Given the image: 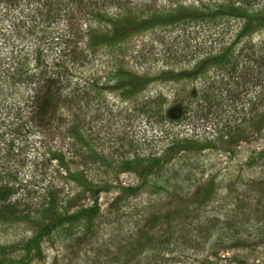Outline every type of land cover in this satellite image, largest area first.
Here are the masks:
<instances>
[{
    "label": "rangeland",
    "instance_id": "rangeland-1",
    "mask_svg": "<svg viewBox=\"0 0 264 264\" xmlns=\"http://www.w3.org/2000/svg\"><path fill=\"white\" fill-rule=\"evenodd\" d=\"M143 1L153 4L158 8L157 10H162L161 7L172 9L174 7H169L170 3L179 2V0ZM189 1H183L182 4H188ZM254 3L258 4L255 5L257 8L261 5L257 0ZM140 9L141 7H138L137 12ZM26 11L25 8L21 9L20 16L25 17ZM9 17L10 15L5 17L0 12V35L11 34L9 29H14L12 32L16 33L17 27H10L13 19ZM244 22L241 19L228 20L225 24L219 22L218 26L209 24L203 26L197 22H189L154 27L131 36L125 43L127 48L124 56L122 58L119 55L116 56V62L113 58L101 56V50L92 52L95 48H91L88 53L84 52L87 56L81 58L83 62L87 61V64L83 68L85 72L83 75H91L92 79L100 77L102 82L107 75L105 72H109L113 67H119L118 64L121 62L122 69L125 67L126 70L147 79H159L161 76L169 78L170 81L165 82L157 80L148 88L147 94L161 100L159 103L162 109L169 107L171 99L179 96L183 90L192 92L191 89L197 88L209 93L212 91L209 86L212 85L224 95V84L228 81L227 74L220 67L219 61L211 65L204 59L221 55L222 50L221 52L219 50L227 48L233 35L235 37L243 29ZM34 26L35 29L19 30L21 32L19 38L17 36V38L7 36V38L13 39L14 44L18 43V49H23L21 54L26 53L28 58L25 60L26 63L32 62V57L28 55L35 48L45 51V54H42L43 59L49 61L52 57L55 58L54 42L49 44L48 41L53 40L51 35H54L58 29L45 26L41 22H36ZM249 28L248 26L245 31ZM91 34L98 37V33L93 29ZM8 41L0 38V55H7L6 60L0 58V65L4 63L0 67V72L11 59V47ZM236 41L233 58L236 61L239 59L237 71L239 77L235 75L232 79L236 82L244 81L242 85L240 84L241 87L237 86L235 93L238 96L235 97V103L237 111L245 113L248 100H253L248 91L252 73L254 76L258 73L257 82H259L262 78L259 73L264 71V30L258 33L245 32L240 34L239 40ZM78 44L83 47L84 39H81ZM221 44H223L222 47ZM98 45L104 47L101 42H98ZM71 55L65 54L61 57L69 59ZM256 55L260 57L259 63L251 60ZM199 60L204 61L205 70H209H204L206 77L202 81L191 75ZM247 72H251L249 78ZM165 73L166 75L163 76ZM73 83L75 80L72 78L71 86ZM114 83L121 88L122 84L118 81ZM119 91L108 93L89 91L91 98L89 107L91 108L87 114L85 127L88 130L91 128L90 132L99 131L101 135H105L106 141L103 143V148L110 162L108 169L105 170L103 165L91 159L92 156L87 153V148L81 144L84 141L76 139L74 144L69 146V150L66 146L60 148V152L68 160H65L67 163L65 166L70 168L71 172L74 169L83 172L86 179L93 180V185L96 188L102 187V191L95 197L91 190H85V186L67 182L63 179L66 172H63L58 161L46 159L44 163L45 171H47L46 180H43L41 186L35 185L38 192L33 195L39 200V196L44 194L43 196L47 197L45 202L55 200L45 215V223L49 226L52 224V227H48L46 231L40 230L34 222H30L32 219L12 220L0 213V264H264V121L257 127H253L252 124L257 122L256 119L250 124L244 123V120L243 129L238 130L235 135L233 133L224 138L230 142V146L228 143L223 144L226 142H219V144L217 141H211V138L205 141L200 137L202 132L200 129L195 130L197 138L200 137L197 141L195 138L183 140L187 137L186 134L191 135L193 131H190L188 126H184L183 122H175L178 125L174 124L172 130L168 129L172 127L171 123L158 124L165 120L158 117L155 120L152 117L149 123L146 121L143 123L140 120L142 119L140 112L129 100L118 103L121 99L118 96ZM214 94V96L218 95L217 90ZM100 97L101 100L104 99L103 103L101 100L96 102ZM101 105L104 106L100 108ZM232 112L236 113V110ZM173 113L172 120H176L178 118L175 115L176 111ZM98 114L101 117L97 116ZM250 116L259 117L254 110L247 115V118ZM239 122L240 119L235 120V123ZM184 127L187 130H182ZM224 129L218 127L216 132L219 133ZM164 131L165 134L170 132L168 135L171 137L179 134L180 139L183 140L181 145L167 148L161 144L166 143V140L154 139L157 136L164 138ZM150 137L154 139L153 145L160 152L158 157L161 158V161L153 167L149 165L148 158L154 155L150 154L143 145L145 139ZM236 137L238 142L235 140ZM127 142H132L133 146L120 147ZM222 144V148L218 150L216 146ZM211 145L213 146L208 148ZM72 152H76L78 157H74ZM134 157L139 159L132 161ZM123 160L130 163H122ZM0 162H3V159ZM12 166L24 176L28 183L31 182L34 174L30 172L32 165L29 161L25 162L22 168H19L17 164ZM50 174L56 177L52 187L45 186ZM161 175L171 178V181L176 184H170L164 189L156 186L158 180H162ZM238 176L247 181L242 189L248 193V196H244L241 207L234 209L236 212L234 217L239 214L238 220H241L242 213L246 214V218L249 217L248 212L252 213V222L255 221L254 225L261 227L258 230L259 234L252 235L250 232L254 228L250 225V231L242 230L248 233L250 241L247 244L238 245L234 242L229 247H225V244L216 246L214 249L204 248L198 254L187 250V247L178 246L181 243L174 240L186 234L180 231L174 232L173 227L178 224L176 227L182 229V219L185 216L187 220L197 215L205 221L208 220L203 227L232 219L231 212L228 217L226 213L233 208L235 201L233 198L242 197L238 194L241 193L239 184H235L236 179H240ZM213 179L215 183L221 180L222 183H227L228 189L221 191L212 203L207 205L203 203V208L199 210V207L197 208L189 201L193 193L200 188V184ZM251 179L253 181L260 179V187L263 190L258 191L252 188L249 182ZM233 187L237 189L232 190ZM205 189L208 190V187L206 186ZM254 195L257 196L254 197ZM94 198L96 201L93 200ZM33 200L32 197L27 199L30 203ZM248 206L250 208H247ZM50 207L51 210H49ZM245 225L247 228L248 222ZM148 237L153 238L154 242L160 237H166L164 244L157 245L161 249L158 253L154 251L157 248L155 243L148 244ZM139 242H143L144 249L149 252L145 257L140 253L141 249L137 245Z\"/></svg>",
    "mask_w": 264,
    "mask_h": 264
},
{
    "label": "trees",
    "instance_id": "trees-1",
    "mask_svg": "<svg viewBox=\"0 0 264 264\" xmlns=\"http://www.w3.org/2000/svg\"><path fill=\"white\" fill-rule=\"evenodd\" d=\"M183 1L186 0L172 1L169 6L174 7L172 9L161 7L162 10H157L158 8L153 4L145 3L143 0H0V12L5 17L10 15L9 18L13 19L10 22V27H17L16 33L15 31L12 32L14 29H9L11 32L7 35L9 38L16 36L19 38L21 36L19 30L21 29H35L36 22L58 29L54 35H51L53 40L48 41L49 44L54 42L53 53L56 57H52L47 61L42 58L45 51L35 48L29 52L28 56L32 57L30 63L25 62L28 58L26 53L21 54L23 49H18V43L15 42L14 44L13 39L10 40L7 36H4L5 34L0 35V38L4 41L9 40L8 45L11 47V59L8 63L6 62L7 64L5 63L6 65L0 72V160L3 159V162H0L1 214L12 220L27 221L32 219L30 222H34V225L40 230L46 231L48 227H52V224L49 226L45 223V215L48 213L49 206L51 203L54 204L55 200L45 202L47 197L43 196V193H41L42 196H39V200L33 195L38 192L35 187L38 184L41 186L43 180H46L47 171H45L44 164L46 159L58 161V164L63 168V172H66L63 179H66L67 182H73L77 186H85V190H91L95 197L102 191V187L96 188L93 185V180L88 181L83 172L77 169L71 172V169L65 166L67 165V158L60 152V148H63V146H66L69 150V146L73 145L76 139L81 142L84 141L81 144L84 148H87L86 151L92 156L91 159L103 165L105 170L108 169L107 166L110 162L106 158L103 148V143L106 141L105 135H101L99 131L90 132L91 128L88 130L85 127L87 125V114L91 108L89 107L91 102L90 90L97 93L120 90L118 96L121 99L118 103L129 100L140 112V118H142L140 120L143 123L144 121L149 123L150 118L154 117L155 120L158 117L165 119L158 124L171 123L172 127L168 129L172 130L175 122H183L184 126H188L190 131L193 130L192 134H186L187 137H184L183 140L195 138L197 141L202 137L205 141L211 138V141L229 144L230 142H227L224 138L233 135V133L234 135L237 134V131L244 126V120V123L250 124L256 119L257 122L252 124L253 127H257L264 121V71L259 73L262 77L259 82H257L258 73L255 76L252 73L248 91H250V97L253 100H248L245 113L244 111H237V104L235 103V97L238 96L235 93L237 92V86L238 88L241 87L244 81L236 82L235 79H232L235 78V75L238 76L239 73L237 72L239 59L236 61L233 58L235 57L233 51H235L236 40H239L240 34L245 32L258 33L264 30V0H257L261 3L258 8L255 6L257 3H254L256 0H190L188 4H182ZM92 6L95 7L92 8ZM138 7H141L139 12H137ZM24 8L27 11L25 17H21L20 11ZM241 19L245 21L243 29L235 37L233 35V39L227 44L226 49L219 50L220 52L222 50L221 55L204 59L206 63L211 65L219 61L220 67L227 74L228 81L226 84L222 83L225 86L224 95L212 85L209 86L212 89L209 92L210 94L189 87L193 93L183 90L179 96L171 99L169 107L162 109L161 103H159L161 100L147 94L148 88L157 80L165 82L170 81L169 78L161 76L159 79H147L126 70L125 67L122 69L121 62L118 64L119 67H113L109 72H105L107 75L102 82H100V77H93L92 79L91 75H83L85 73L83 68L87 61L83 62L81 57H86L87 55L84 52L88 53L91 48H95L92 50L95 53L101 50V56L113 58L116 62V56L119 55L121 58L124 56L127 48L125 43L131 36L141 34L154 27L169 26L171 24L181 25L189 22H197L203 26L206 24L218 26L219 22L225 24V21L228 20ZM253 21H256V23H253ZM247 25L250 28L245 31L248 28ZM92 29L98 33V37L91 34ZM81 39H84L83 47L78 44ZM98 42L103 43L104 47H100L101 45H98ZM222 46L223 44H221ZM224 49L225 54L223 53ZM65 54H72L71 58H62L61 56ZM0 58L6 60L7 55H0ZM258 59L260 57L256 55L251 60L259 63ZM204 61L199 60L194 66L195 70L191 72V75L200 81L206 77L205 71H209L208 69L205 70ZM1 65H4V63ZM250 73L247 72L248 78ZM80 74L82 76H79ZM72 78L75 83L71 86ZM117 81L122 84L121 88L120 85L114 83ZM122 89L124 90L122 91ZM216 90L218 95L214 96ZM99 100H101V97L96 102ZM103 102L104 99L101 100V103ZM240 104L243 105L244 103L240 102ZM103 106L101 105L100 108ZM231 109L236 110V113H233ZM252 110L259 117L250 116L247 118ZM173 111H176L175 115L178 117H175L176 120H172L171 114L174 115ZM97 116L101 117L100 114ZM237 119H240L239 123H235ZM218 127L225 129L218 133L216 132ZM183 129L187 130L185 127ZM196 129L202 130L199 138H197ZM163 134L164 138L157 136L154 139L161 140L162 138L163 141L166 140V143L161 144H164L167 148L180 146L183 141L180 139L179 134L172 137L168 135L170 132L165 134L164 131ZM154 139L152 137L150 139L146 138L143 142L149 153L154 155H150L151 157L148 158L151 167L156 166L161 161V158L158 157L160 152L153 145ZM237 139L238 137L235 138L236 142H238ZM223 144L216 146V148L219 150ZM123 146L132 147L133 145L132 142H127L120 147ZM71 154L78 157L76 152ZM136 159H139V157H134L132 161ZM28 161L32 165L30 172L34 174L30 183L12 166V164H17L19 168H22L25 162ZM122 163H130V161L123 160ZM239 176L240 179H236L235 184H239L241 193L238 194L242 197L233 198L235 199L232 205L233 211L226 213L228 217L231 212L232 219L228 222H215L212 226L207 225L204 228L203 225L208 223V220L205 221L199 215H197L199 217L196 216L187 220L185 216L182 219V229L176 227L178 224L173 227L174 232L180 231L186 234L174 240L181 243L178 246L187 247V250L198 254L204 248L214 249L216 246H224L225 244V247H229L234 242L238 245L247 244L250 241L248 233H244L242 230L247 229V231H250V225L251 228L252 226L254 228L250 233L254 236L259 234L258 230L261 227L254 225L255 221L252 222V213L248 212L249 217L247 218L246 214L242 213L241 220H238L240 218L239 214L234 217L236 214L234 209L241 207L244 196H248V193L242 189L247 181ZM59 177L61 176L59 175ZM160 177L162 180L159 179L156 186L164 189L170 184H176L169 177L163 175ZM55 179L54 175H48L46 185H44L54 186ZM249 182L255 190H263L260 187V179L254 181L251 179ZM206 186L208 190L205 189ZM227 189V183H222V180L217 183L214 179L208 180L204 184H200V188L193 193L189 202L197 208L199 207L200 210L203 208V203H205L204 205L212 203L221 191ZM235 189L237 188L233 187L232 190ZM256 196L254 195V197ZM31 197L34 199L32 203L27 201ZM93 200L96 201L95 198ZM21 206L24 207L21 208ZM247 208H250V206ZM49 210H51V207ZM27 216L30 217L27 218ZM247 222L249 225L245 228ZM165 242L166 237H160L156 242L153 238L148 237V244L150 243V245L155 243V246H160L159 244ZM137 245L144 257L148 255L149 252L144 249L143 242H139ZM158 246L154 249L157 253L161 250ZM169 249L172 250L171 245Z\"/></svg>",
    "mask_w": 264,
    "mask_h": 264
}]
</instances>
